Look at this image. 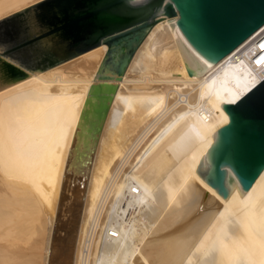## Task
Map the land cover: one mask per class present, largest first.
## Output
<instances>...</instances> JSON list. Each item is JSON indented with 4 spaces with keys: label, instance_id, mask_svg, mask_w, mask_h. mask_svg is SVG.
<instances>
[{
    "label": "bare ground",
    "instance_id": "bare-ground-1",
    "mask_svg": "<svg viewBox=\"0 0 264 264\" xmlns=\"http://www.w3.org/2000/svg\"><path fill=\"white\" fill-rule=\"evenodd\" d=\"M42 1L0 0V20ZM177 18L159 15L120 74L104 42L0 71V264H50L72 181L69 264H264V169L226 200L196 172L229 121L221 104L264 77V24L209 63Z\"/></svg>",
    "mask_w": 264,
    "mask_h": 264
},
{
    "label": "water",
    "instance_id": "water-1",
    "mask_svg": "<svg viewBox=\"0 0 264 264\" xmlns=\"http://www.w3.org/2000/svg\"><path fill=\"white\" fill-rule=\"evenodd\" d=\"M77 1L88 4L84 12L36 39L58 30L77 31L87 19L101 21L92 25L81 42L77 37L68 39V43H80L60 58L104 42L108 46L105 63L119 74L161 14L177 13V25L185 40L209 63L219 61L264 24V0H141L135 4L130 0ZM7 66L21 71L12 64ZM221 107L229 121L211 135L213 143L196 172L226 200L234 188L242 197L264 169V79L237 102L222 103Z\"/></svg>",
    "mask_w": 264,
    "mask_h": 264
},
{
    "label": "rangeland",
    "instance_id": "rangeland-1",
    "mask_svg": "<svg viewBox=\"0 0 264 264\" xmlns=\"http://www.w3.org/2000/svg\"><path fill=\"white\" fill-rule=\"evenodd\" d=\"M42 6L44 7V5H36L0 20V71L2 70L3 77L10 78L15 74L47 67L70 58H60L63 54H59L57 50H54L55 41L52 36L36 39V36L43 31V26L39 22V13ZM9 64L14 67L17 66L21 71L12 73L13 70L7 66ZM72 183L69 182L63 193L64 204L59 215L56 232L58 234L55 235L56 237L54 236L53 255L50 264L70 263L72 235L82 198V190L79 191L78 188L81 186V182Z\"/></svg>",
    "mask_w": 264,
    "mask_h": 264
},
{
    "label": "flooded vegetation",
    "instance_id": "flooded-vegetation-1",
    "mask_svg": "<svg viewBox=\"0 0 264 264\" xmlns=\"http://www.w3.org/2000/svg\"><path fill=\"white\" fill-rule=\"evenodd\" d=\"M79 1L81 3V0ZM43 5L44 7H41L39 13V22L43 26V31L40 34L57 28L68 18L84 12V8L88 6L86 2L79 4L77 0H50ZM64 8L66 11H64ZM100 22L101 21H95V19L93 21L87 19L83 21V27H80L81 29L78 28L77 31L58 30L47 36H52L54 39V50H57L59 54H65L74 50L77 44L75 41L68 43V39L78 38L77 40L81 42L82 36L90 32L92 25H98ZM80 42H78V44Z\"/></svg>",
    "mask_w": 264,
    "mask_h": 264
},
{
    "label": "built area",
    "instance_id": "built-area-1",
    "mask_svg": "<svg viewBox=\"0 0 264 264\" xmlns=\"http://www.w3.org/2000/svg\"><path fill=\"white\" fill-rule=\"evenodd\" d=\"M261 36H263V38H264V29H263V31H262L260 37H261ZM263 79H264V77H263L260 81H262Z\"/></svg>",
    "mask_w": 264,
    "mask_h": 264
}]
</instances>
